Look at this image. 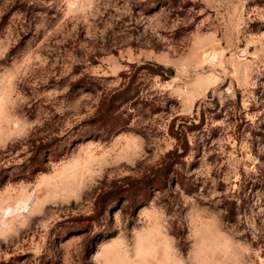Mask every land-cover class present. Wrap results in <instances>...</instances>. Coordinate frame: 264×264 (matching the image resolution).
Instances as JSON below:
<instances>
[{"label":"rangeland","instance_id":"1","mask_svg":"<svg viewBox=\"0 0 264 264\" xmlns=\"http://www.w3.org/2000/svg\"><path fill=\"white\" fill-rule=\"evenodd\" d=\"M0 264H264V0H0Z\"/></svg>","mask_w":264,"mask_h":264},{"label":"trees","instance_id":"2","mask_svg":"<svg viewBox=\"0 0 264 264\" xmlns=\"http://www.w3.org/2000/svg\"><path fill=\"white\" fill-rule=\"evenodd\" d=\"M145 67V66H144ZM152 69V71L155 73V74H160V75H164L165 76V78L164 79H169V78H171V76L173 75V73H174V71L172 70V69H169L168 71H166L165 70V68L164 67H162V66H157V67H153V68H151ZM160 69H162V70H160ZM117 99H119L118 97H116V99H115V97H114V99L112 98V99H106V102L104 101V103H103V105H105L106 106V109H107V107H108V109H110V110H112V106L114 105V103H116V101H117ZM105 106L103 107V109H102V112L104 111V108H105ZM112 107V108H111ZM178 139H180L182 142H183V144L185 145V154H186V152H187V149H186V147H187V145H188V143H187V141L184 139V138H182V137H180L179 136V138ZM184 153H182L181 155H184ZM176 153L174 152L173 154H171V152L168 154V158L169 159H171L172 157H174V155H175ZM168 159V160H169ZM172 162V161H171ZM168 168V162H166L165 164H164V166H162L161 168H160V170L159 171H162L163 170V168ZM163 172V171H162ZM168 173V171H166L165 172V174H164V176H166V174ZM163 176V177H164ZM159 178L158 179V183H165V180H164V178ZM114 192V189L112 190V191H108V192H106V193H104V194H100V196H99V199H98V205H101V203H102V201H103V197L104 196H107L108 194H112ZM116 193H119V188L116 190Z\"/></svg>","mask_w":264,"mask_h":264}]
</instances>
